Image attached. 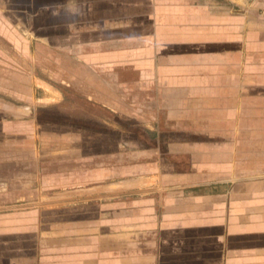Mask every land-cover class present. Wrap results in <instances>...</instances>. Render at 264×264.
<instances>
[{"label": "crops", "instance_id": "crops-1", "mask_svg": "<svg viewBox=\"0 0 264 264\" xmlns=\"http://www.w3.org/2000/svg\"><path fill=\"white\" fill-rule=\"evenodd\" d=\"M53 13L35 44L60 81L77 86L84 66L80 95L123 115L132 90L134 112L165 114L171 135L44 134L55 126L42 109L77 108L55 82L22 76L20 94L55 102H0V264H264V14L233 0H65ZM78 49L103 51H70L63 67L61 50ZM5 86L19 90L12 75ZM220 112L205 125L168 120ZM190 177L201 179L175 188Z\"/></svg>", "mask_w": 264, "mask_h": 264}, {"label": "rangeland", "instance_id": "rangeland-1", "mask_svg": "<svg viewBox=\"0 0 264 264\" xmlns=\"http://www.w3.org/2000/svg\"><path fill=\"white\" fill-rule=\"evenodd\" d=\"M64 1L65 0H0V91L5 92V88H8L5 85L6 81L9 80L10 75L14 77L15 86L18 85L19 87V90L12 89L8 91L12 95H0V102L20 106L23 104L33 106L34 104L39 105L48 102H55L48 98L25 97L20 94L22 91V76L30 72V74H34V78L41 77L45 80V82L47 81L45 83L47 88H49V86L54 87L55 82V85L61 87L60 89L62 90V97L60 98L62 101L60 103L72 108H77V113L73 112L72 114L66 112L54 113L49 109H42L43 111L40 113L41 120H50V122L55 126V128L46 127L41 129L44 134L48 135L55 132L56 135L57 133L64 135V133L72 131V133L76 132L79 137L90 136L95 139L107 138L110 142H112V139L120 137L125 138L128 143L133 140L145 143L149 137H156L159 135L164 137L171 135L169 133L171 130L164 129L159 125L160 122L163 121L162 116L165 114L149 112L140 114L139 112H134L133 95L131 93L132 90H130V93H127L126 95L127 105L125 107L126 111L123 115L112 113L107 111V109H103L100 101L98 100L99 98H96L98 96L94 98V101H88L85 96L80 95L84 93V87H82L85 84L83 80L85 77L84 66H73L76 74L75 76L77 78V81L74 83H76L77 86L71 87L69 82L60 81L59 73H54V71L59 70V67L53 66L49 63L51 61L49 60V56H47L46 51L37 49L35 41L38 40L39 33L41 36L46 33L52 35V32L45 29V25L53 23V9L55 7L60 8V5L64 3ZM233 1L236 2L240 11H243L246 8H252L254 11H257L258 14H264V0ZM22 26L29 27L31 32L28 33L22 30ZM41 26L43 28H41ZM23 34L25 37H29L30 40H33V43L31 44L29 40L27 42L28 45L30 44L29 49L25 45L27 39L22 37ZM6 40L13 42V46L15 47L13 49L5 47L3 42ZM21 44H23L24 47H21ZM70 51L77 54L81 58H85L87 52L93 51L95 56L98 58L102 55L103 50H61L63 67L69 66L68 56H73ZM109 56H111V54H109ZM94 67L96 73H99L98 75L104 73L103 65H97ZM109 72H112L111 69H109ZM120 74L121 77L125 78L126 85L129 86L133 79V66H125ZM82 82H84V84H82ZM33 84H36V82H33ZM34 88L35 95H39L43 91L42 89L36 88V85H34ZM214 115L215 117L210 120L206 117V114L194 113L187 115L186 118H183L181 114H175V120L169 118L168 120H173L176 125L183 124V120H188L196 125L198 123L205 125L209 123V121L217 119L216 117L221 119H225L227 117V114L221 112L215 113ZM69 123H72L71 125L75 127L65 129V124ZM173 132H175V136L181 135L182 129L181 127H178L177 129H173ZM222 133L223 135H228V130H223ZM132 145H134V143L127 145V147H132ZM179 163L182 164L181 161ZM200 179L201 177H190L189 179L175 178V188L184 183L198 182ZM214 179L215 178H205V180L211 181Z\"/></svg>", "mask_w": 264, "mask_h": 264}]
</instances>
